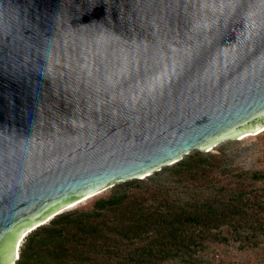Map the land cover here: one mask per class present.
Returning <instances> with one entry per match:
<instances>
[{"label": "water", "instance_id": "water-1", "mask_svg": "<svg viewBox=\"0 0 264 264\" xmlns=\"http://www.w3.org/2000/svg\"><path fill=\"white\" fill-rule=\"evenodd\" d=\"M74 2L0 0V264L84 198L264 129V0Z\"/></svg>", "mask_w": 264, "mask_h": 264}, {"label": "trees", "instance_id": "trees-1", "mask_svg": "<svg viewBox=\"0 0 264 264\" xmlns=\"http://www.w3.org/2000/svg\"><path fill=\"white\" fill-rule=\"evenodd\" d=\"M232 171L218 154L197 151L160 171L165 180L156 172L149 186L143 180L116 185L91 210L61 213L32 231L16 264L192 263L207 241H228L224 226L256 239L264 235L263 201L231 184L219 186L214 176H264Z\"/></svg>", "mask_w": 264, "mask_h": 264}, {"label": "rangeland", "instance_id": "rangeland-1", "mask_svg": "<svg viewBox=\"0 0 264 264\" xmlns=\"http://www.w3.org/2000/svg\"><path fill=\"white\" fill-rule=\"evenodd\" d=\"M197 151L198 150H194L190 154H194ZM210 153L218 154L224 161V164L233 170L232 172H234V174L257 172L264 176V131L246 138L242 137L225 141L215 147ZM160 173L161 175L157 177L160 180H165L168 177L166 173ZM153 176L154 175L150 177L154 178ZM148 178L143 181L149 186L150 179ZM214 181L217 182L219 186L231 184L234 188L237 187L247 192H252V198L257 196L264 203V178L261 180H252L217 175L214 176ZM182 190L183 189L180 188V192L178 193H182ZM112 191L113 188L107 189L101 193L99 192L96 196H92L78 206L65 209L62 213L75 210H91L96 200L109 196ZM212 192L213 189L212 191L207 190L206 195H210ZM142 193H145V190ZM183 194L184 193H182L181 196H185ZM261 217L264 220V212L261 213ZM49 222L46 224H49ZM221 233L222 236L228 238V241H207L204 248L196 253L192 263L185 262L182 259H171L157 264H264V235H259L256 239H248L244 238V236L236 237V235L232 234L231 228L228 226L221 228ZM26 238L23 239L21 246L26 242ZM21 248L22 247H20V252ZM19 257L20 256H18V259Z\"/></svg>", "mask_w": 264, "mask_h": 264}, {"label": "snow or ice", "instance_id": "snow-or-ice-1", "mask_svg": "<svg viewBox=\"0 0 264 264\" xmlns=\"http://www.w3.org/2000/svg\"><path fill=\"white\" fill-rule=\"evenodd\" d=\"M74 6L81 8L86 13L101 9L104 13V19H106L109 14V0H75Z\"/></svg>", "mask_w": 264, "mask_h": 264}, {"label": "bare ground", "instance_id": "bare-ground-1", "mask_svg": "<svg viewBox=\"0 0 264 264\" xmlns=\"http://www.w3.org/2000/svg\"><path fill=\"white\" fill-rule=\"evenodd\" d=\"M262 131H264V129L263 130H261V131H259V132H257V133H251V134H246V135H244L243 136V138H246V137H248V136H252V135H257V134H260V133H262ZM103 191V190H102ZM101 192V191H100ZM99 193V192H98ZM93 195H95V194H93ZM93 195H91V196H89V197H87V198H84L83 200H81L80 202H77L76 204H73L72 206H70V207H67V208H65V209H70V208H73V207H75V206H78L79 204H81V203H83L84 201H87V199H89V198H91ZM65 209L64 210H62V211H65ZM53 217V216H52ZM51 217V218H52ZM28 233V232H27ZM25 235H27V234H25ZM23 238H24V236L20 239V242H19V245H18V249H17V254H18V256L20 255L19 254V252H20V247H21V243H22V241H23Z\"/></svg>", "mask_w": 264, "mask_h": 264}]
</instances>
